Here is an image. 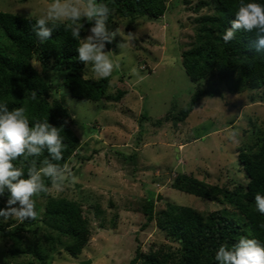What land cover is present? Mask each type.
Returning <instances> with one entry per match:
<instances>
[{
  "label": "rangeland",
  "instance_id": "rangeland-1",
  "mask_svg": "<svg viewBox=\"0 0 264 264\" xmlns=\"http://www.w3.org/2000/svg\"><path fill=\"white\" fill-rule=\"evenodd\" d=\"M165 1L167 9L157 20L140 17L132 26L126 18L106 21L109 32L119 28L125 39L128 33L135 36L124 50L117 47L124 42L120 35L105 46L119 64L108 77V92L125 90L116 101L72 97L59 83L60 73L31 61L40 66L35 68L41 76L50 73L46 80L73 118L74 132L81 141L79 155L67 165L70 175L63 190L49 186L50 194L80 201L91 226L81 253L73 257L57 246L49 254L48 264H84L88 260L85 264H131L137 246L146 251L166 243L154 222L142 226L146 222L141 210L145 194L156 199V209L164 207L165 201L201 212L223 207L172 187L177 173H192L207 183L229 188L246 182L236 157L239 147L254 143L264 129V100L251 103L248 91L229 93L219 85L220 93L201 96L199 105L183 121L154 123L189 102L196 84L186 75L180 55L192 41L194 19L211 10L210 6L195 10L201 1L210 0ZM50 3L52 0H0V10L39 18ZM93 24L88 22L85 37ZM0 39L7 41L4 36ZM132 68L139 71V78L131 74ZM84 76L96 78L91 65L85 66ZM200 84L210 87L208 81ZM231 130L239 131L238 143L227 138ZM253 130H258L256 135ZM7 221L20 224L14 218ZM26 221L28 225L32 222ZM35 230L37 235L46 231L41 223ZM28 233L33 234L32 230ZM6 251L7 244L0 239V264H40L31 254L7 258Z\"/></svg>",
  "mask_w": 264,
  "mask_h": 264
},
{
  "label": "trees",
  "instance_id": "trees-1",
  "mask_svg": "<svg viewBox=\"0 0 264 264\" xmlns=\"http://www.w3.org/2000/svg\"><path fill=\"white\" fill-rule=\"evenodd\" d=\"M249 2L264 5V0H245V3ZM97 3H104L110 8L109 22H116V17L126 18L130 26L140 17L157 20L167 9L165 0H97ZM238 3L239 0H210L201 1L195 7V10L201 6L211 8L194 19L192 41L180 55L183 69L196 87L186 105L157 118L154 121L156 125L169 120L174 123L183 121L199 105L201 96L220 93L219 85H223L229 93L248 91L251 103L264 100V54L249 49L254 34L240 31L236 39L228 44L221 39L224 30L230 27V21L235 19ZM36 19L38 17L0 10V37L4 36L7 40L3 42L0 39V102H7L9 110L26 107L30 125L38 120H48L56 127L63 126L60 128L66 146L63 159L52 162L60 166L68 165L75 155H79L81 145L73 129V118L54 97L51 83L46 80L50 73L45 75L48 76L46 78L41 76L31 61L37 60L49 70L60 73L59 83L78 99L97 101L107 98L116 101L125 90L108 92L109 78L84 76L85 65L78 60L76 51L78 42L66 30L65 24L50 23L53 28L51 38L40 42L32 32ZM81 22L84 28L80 35L84 38L88 21ZM201 81H208L210 87L203 88ZM33 92L35 99L32 98ZM253 131V135L258 132ZM44 159L51 160L47 150L37 158L38 166ZM236 162L246 182H238L231 188L207 183L192 173H177L172 179V187L217 202L223 205L220 209L201 212L170 201H165L164 207L156 209V199L145 194L141 210L146 222L142 226L154 222L167 242L149 246L146 251L137 246L130 263L218 264L215 255L222 245L231 248L241 237L254 238L264 244V227H261L264 215L256 210L254 199L257 193L264 195V129L254 143H244L239 147ZM14 163L19 166L20 161ZM45 184L51 186L47 178ZM39 197L42 199L36 201L38 217L29 225L25 221L13 226L14 222H4L0 217V239L7 244L6 257L14 259L20 254H31L40 264H48L49 254L57 246L76 257L91 235L90 221L82 203L50 193H41ZM158 198L161 199L160 196ZM5 202L6 197L0 198V208L5 206ZM39 223L46 229L42 235L35 233ZM28 230H32L33 234L30 235Z\"/></svg>",
  "mask_w": 264,
  "mask_h": 264
},
{
  "label": "clouds",
  "instance_id": "clouds-1",
  "mask_svg": "<svg viewBox=\"0 0 264 264\" xmlns=\"http://www.w3.org/2000/svg\"><path fill=\"white\" fill-rule=\"evenodd\" d=\"M234 13L235 19L230 21L221 39L228 44L236 39L240 31L253 33L249 49L257 54H264V5L255 2L245 3L239 0ZM111 14L110 8L97 0H52L42 15L32 25V32L40 42L50 39L57 22L65 24L72 38L78 42L76 51L78 60L85 66L91 65V70L97 79H107L119 67L110 53L105 51L106 43H111L120 29L109 32L106 21ZM82 20L94 21L90 34L81 38L84 28ZM121 36V35H120ZM122 37V36H121ZM117 44L121 50L128 47L129 40L135 39L128 33ZM33 67H40L33 63ZM131 74L139 78V71L131 69ZM32 98H36L35 92ZM26 107L9 110L7 102H0V198L6 197L5 206L0 208L3 221L14 218L23 224L26 220L35 221L38 217L36 200L41 193L49 194L51 189L45 184V178L51 182V187L63 190L66 178L70 175L68 166H60L52 161L63 159L65 145L60 135V127L48 122L36 121L30 125ZM238 130L228 132L227 138L238 143ZM47 150L51 160L44 159L37 163L43 152ZM20 161L19 166L14 163ZM256 210L264 215V195H255ZM264 227V225H261ZM218 264H264V244L257 239L241 237L229 248L219 247L215 255Z\"/></svg>",
  "mask_w": 264,
  "mask_h": 264
},
{
  "label": "water",
  "instance_id": "water-1",
  "mask_svg": "<svg viewBox=\"0 0 264 264\" xmlns=\"http://www.w3.org/2000/svg\"><path fill=\"white\" fill-rule=\"evenodd\" d=\"M88 262H89V260H88V261H82V263H84V264H85V263H88Z\"/></svg>",
  "mask_w": 264,
  "mask_h": 264
}]
</instances>
